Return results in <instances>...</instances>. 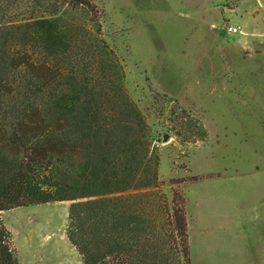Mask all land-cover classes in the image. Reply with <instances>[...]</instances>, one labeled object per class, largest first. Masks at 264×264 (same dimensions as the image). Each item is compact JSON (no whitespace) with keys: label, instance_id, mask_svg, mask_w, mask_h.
Masks as SVG:
<instances>
[{"label":"rangeland","instance_id":"1","mask_svg":"<svg viewBox=\"0 0 264 264\" xmlns=\"http://www.w3.org/2000/svg\"><path fill=\"white\" fill-rule=\"evenodd\" d=\"M94 1L159 161V227L182 205L189 264H264V0ZM71 203L1 212L17 264H82Z\"/></svg>","mask_w":264,"mask_h":264},{"label":"trees","instance_id":"2","mask_svg":"<svg viewBox=\"0 0 264 264\" xmlns=\"http://www.w3.org/2000/svg\"><path fill=\"white\" fill-rule=\"evenodd\" d=\"M1 2L0 264H17L1 212L57 201L82 264H189L185 208L170 235L152 213L159 161L98 5Z\"/></svg>","mask_w":264,"mask_h":264},{"label":"built area","instance_id":"3","mask_svg":"<svg viewBox=\"0 0 264 264\" xmlns=\"http://www.w3.org/2000/svg\"><path fill=\"white\" fill-rule=\"evenodd\" d=\"M226 30L229 34L237 35L244 32V26L239 23H227Z\"/></svg>","mask_w":264,"mask_h":264},{"label":"water","instance_id":"4","mask_svg":"<svg viewBox=\"0 0 264 264\" xmlns=\"http://www.w3.org/2000/svg\"><path fill=\"white\" fill-rule=\"evenodd\" d=\"M164 139L167 140V139H168V135H166V136L164 137Z\"/></svg>","mask_w":264,"mask_h":264},{"label":"crops","instance_id":"5","mask_svg":"<svg viewBox=\"0 0 264 264\" xmlns=\"http://www.w3.org/2000/svg\"><path fill=\"white\" fill-rule=\"evenodd\" d=\"M242 39H243V41H244V40H245V37H244V38L242 37ZM239 41H240V40H238L237 42H239ZM241 41H242V40H241ZM244 42H245V41H244Z\"/></svg>","mask_w":264,"mask_h":264}]
</instances>
